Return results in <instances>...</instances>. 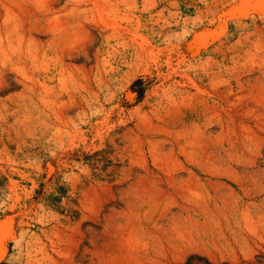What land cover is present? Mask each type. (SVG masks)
Here are the masks:
<instances>
[{
	"label": "rangeland",
	"instance_id": "374dc122",
	"mask_svg": "<svg viewBox=\"0 0 264 264\" xmlns=\"http://www.w3.org/2000/svg\"><path fill=\"white\" fill-rule=\"evenodd\" d=\"M1 233L0 264H264V0H0Z\"/></svg>",
	"mask_w": 264,
	"mask_h": 264
},
{
	"label": "bare ground",
	"instance_id": "6f19581e",
	"mask_svg": "<svg viewBox=\"0 0 264 264\" xmlns=\"http://www.w3.org/2000/svg\"><path fill=\"white\" fill-rule=\"evenodd\" d=\"M237 7H234L233 9H231L229 12H227V14H230V15H234L235 17H238L236 16V12H237ZM247 10V9H246ZM226 14V13H225ZM243 14V13H242ZM232 17V16H231ZM3 232V231H2ZM5 234V233H4ZM2 233L0 234V259L3 257L4 255V248H3V240H2ZM4 239V238H3Z\"/></svg>",
	"mask_w": 264,
	"mask_h": 264
},
{
	"label": "water",
	"instance_id": "95a60500",
	"mask_svg": "<svg viewBox=\"0 0 264 264\" xmlns=\"http://www.w3.org/2000/svg\"><path fill=\"white\" fill-rule=\"evenodd\" d=\"M246 5L247 4H243L242 6L237 7V11H238L237 14H241V13L245 12L246 11V8H247Z\"/></svg>",
	"mask_w": 264,
	"mask_h": 264
}]
</instances>
